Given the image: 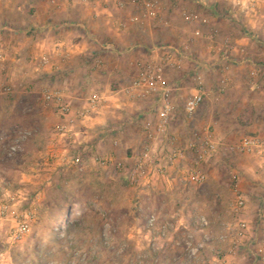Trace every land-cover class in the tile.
<instances>
[{
    "label": "rangeland",
    "instance_id": "rangeland-1",
    "mask_svg": "<svg viewBox=\"0 0 264 264\" xmlns=\"http://www.w3.org/2000/svg\"><path fill=\"white\" fill-rule=\"evenodd\" d=\"M162 8L167 12V7ZM31 9L24 0H0V28L13 30L0 31L4 55L0 63V204H14L10 213L33 214L29 232L18 243L7 242L11 216L0 221V254L6 253L0 255V264H218L229 257L233 264H250L251 244L230 255L228 243L220 241L235 226L231 211L234 186L247 199L246 218L251 227L257 229V214L264 212L262 207L248 205L264 193V170L255 159L232 151L242 137L264 136V93L250 91L246 70L228 69L221 93L217 92V70L209 72L204 85L210 96L191 117L183 114L181 106L194 87V65L170 73L180 88L178 108L161 136L153 129L156 115L150 99L144 100L145 116L128 107L110 113L102 108L77 124L83 142L76 147L82 154L77 168L59 160L68 150L67 141L57 133L60 120L54 107L42 97L44 90L60 88L53 75L46 74L54 66L36 72L38 55L21 51L25 42L37 45L43 37L33 32L39 27L22 23L23 12ZM180 18L173 20L176 34L170 31V21L162 17L169 26L160 24L152 28L151 36L139 35L140 42L132 43L136 39L129 36L131 51L115 56L114 61L122 69L126 66L131 78L137 72L135 64L148 60V47L176 45L183 38L189 42L192 28L183 27ZM57 27L49 25L41 31L50 38L60 34L61 30H54ZM56 41L53 45L46 42L45 47L53 49ZM200 41V49L208 48L207 41ZM198 53L190 48L192 57L201 58ZM207 54L204 59H209ZM102 58H89L88 69L101 71L106 59ZM49 60L50 65L55 62L51 56ZM27 70L31 73L25 74ZM6 87L8 94L3 91ZM73 88L74 92L67 90L68 98L73 96L72 103L68 99L72 111L80 109L89 91L103 92L89 82L76 83ZM146 122L150 123L148 131ZM204 140L215 144L216 153L200 164L205 182L192 184L181 171L193 165L190 144ZM168 141L185 156L178 167L149 180L150 186L124 182L122 170L131 169L145 147L158 154Z\"/></svg>",
    "mask_w": 264,
    "mask_h": 264
},
{
    "label": "built area",
    "instance_id": "built-area-1",
    "mask_svg": "<svg viewBox=\"0 0 264 264\" xmlns=\"http://www.w3.org/2000/svg\"><path fill=\"white\" fill-rule=\"evenodd\" d=\"M204 5H213L220 2L229 7L233 11L246 13L254 10L256 5L254 2L245 0H199ZM73 4V0H67ZM89 4L93 8L99 4V0H90L82 2ZM50 5L56 6V2H50ZM131 5L137 10V15L131 18V23L142 25L146 21L153 24H163L161 10L162 8L151 0H129ZM119 9L126 7V4L117 3ZM163 11V10H162ZM183 22L192 26L191 40L179 47L168 44L154 45L150 49V57L142 63L136 73L135 78L120 91V95L129 102L150 99L155 111L156 121L154 123L155 133L161 136L165 133L170 123L173 121L178 105L176 103L179 84L170 78V73L179 71L183 68L184 62L190 57V48L193 42L197 40H205L208 42V51H210V60L201 65L196 64L198 69L193 68L192 81L194 87L190 90L188 98L183 102L181 109L185 116L191 117L203 105L206 97L210 96V92L204 85L205 73L215 72L219 70L225 72L228 70L230 63L228 53L223 51L220 46H216V30L205 32L202 27L206 26L207 20L200 19L196 14L191 12L182 13ZM67 27L62 24L55 28V31ZM0 31L12 33V29L1 27ZM62 43L57 42L53 47V55L62 56ZM103 51H110L109 45H103ZM50 57L46 53H41L36 59L35 71L50 67ZM4 61V55L0 52V63ZM195 66V67H196ZM254 76L255 74H251ZM251 76V77H252ZM225 82L220 81L217 92L224 91ZM264 91V83L261 84ZM4 93H10V88L3 89ZM43 100L51 104L60 120V124L56 130L60 137L66 139V147L68 150L63 152L59 160L63 163L80 168L82 163V154L76 147L81 146V133L77 128L78 122L87 120L91 116L97 114L107 103V98L97 92L89 91L83 99L82 106L79 110H73L68 101V92L64 88L46 89L42 93ZM146 131L150 130V123L144 125ZM151 135H148L150 138ZM164 149H159L158 154L151 148H144L142 154L135 160L131 169L122 170L123 180L129 185L134 186H150V181L154 178L163 177L169 174L175 167H178L185 160L183 152L173 147L172 141L166 143ZM190 149L194 153L195 159L193 165L181 171L183 177L192 184L201 185L205 182V176L200 171V164L205 163L216 153V146L213 142L204 140L198 143L190 144ZM164 151V152H163ZM241 156H247L257 161L260 169L264 170V136L248 135L242 137L238 143L232 148ZM105 165V161L102 162ZM14 204L5 202L0 204V221L11 216V227L8 232V243H18L29 232L33 214L29 211L21 213H10ZM231 211L236 218L235 226L229 228L227 236H221L220 241L228 243L230 255L236 254L241 247L248 248V257L250 264H264V212L258 213L256 217V226L251 227L249 220L246 218L247 199L234 186L233 202ZM202 225H205L203 222ZM256 229V230H255ZM243 244H245L243 246ZM248 246V247H247ZM218 264H233L228 259L218 262Z\"/></svg>",
    "mask_w": 264,
    "mask_h": 264
},
{
    "label": "crops",
    "instance_id": "crops-1",
    "mask_svg": "<svg viewBox=\"0 0 264 264\" xmlns=\"http://www.w3.org/2000/svg\"><path fill=\"white\" fill-rule=\"evenodd\" d=\"M8 0H5L7 2ZM32 7L31 10L24 11L25 20L22 23L26 24L31 28L35 29L33 32L43 36L40 44L29 45L27 42L22 45L21 51L23 55H39L38 51L41 53H49L51 56L50 66H54L46 72L55 83H58L59 87H64L70 93V90L74 92L73 88L76 83H91L97 86L98 90L102 89V95L107 98V103L103 107L107 109V113L116 112L119 109H128L132 111H138L141 116L146 115L145 101L138 100L129 102L124 99L119 93L124 89L136 76V73L130 77L126 75L122 64L114 61V57H121L122 52L127 51L128 53L132 48L129 44L128 37L132 35L135 41H143L139 39V35L145 36V34L152 33V28H157L158 24H153V22L146 21L143 25H136L131 23V18H134L138 13L135 8L128 5L129 0H99L94 8L93 6H88L87 4H82L84 0H73V4L68 3L67 0H24ZM56 2V6L50 5V2ZM90 0H85L89 2ZM157 3L161 8L167 7V12L163 13V8L161 10V16L169 22H165V26L170 25V31L174 34L177 33V27L173 26V20L177 18L181 19V25L186 29L192 28V26L186 25L182 20V13L191 12L196 14L200 19L207 20V25L203 26L202 29L205 32L216 30V46H220L223 51L228 53L230 63L228 64V69L231 71L236 70H246L247 80L250 83V91H261V84L264 83V0H245V2L252 1L255 3L256 7L254 10L248 11L246 13H241L238 11H233L229 7L220 2H216L213 5H204L199 0H151ZM122 3L126 4V7L119 9L116 4ZM12 11V10H10ZM26 21V23H25ZM66 24L59 31L60 34L57 36L46 37V34L42 33V27L50 26H60ZM11 29L10 26H3ZM30 30V28H28ZM40 30V31H38ZM13 32V30H12ZM45 35V36H44ZM55 39H58L56 41ZM145 40V39H144ZM188 39H186L187 41ZM54 44L53 42H61L62 56L53 55V49L45 47L46 42ZM183 39L180 40L176 45L168 44L172 46L179 47L180 45L186 43ZM137 42V43H138ZM200 40H197L191 45V49H196L198 54H202L201 58H195L190 55L189 59L184 62L183 67L186 64H193L194 70L198 69L196 64L201 65L207 63L210 60L204 56L208 55L210 51L208 48H199ZM130 43V44H132ZM198 43V44H197ZM48 44V45H50ZM103 45H109L111 47L110 51H103ZM49 47V46H48ZM52 47V46H51ZM152 46L148 47V52H150ZM47 48V49H45ZM204 52V53H203ZM38 53V54H36ZM12 56V54H11ZM103 57L107 60L103 65L101 62V71L89 70L90 65L88 64L89 58ZM200 56V55H199ZM108 57H112L110 60ZM150 53H148V59ZM76 58H83L86 63L79 64ZM77 62H71V61ZM99 62V61H96ZM145 62V61H144ZM55 63V64H54ZM95 63V60L94 62ZM93 63L90 61L91 67ZM141 64H135L139 68ZM196 66V67H195ZM89 68V69H88ZM138 68L136 70H138ZM89 70L86 72V70ZM227 72L216 71L219 78V84L221 80L227 83ZM235 72V71H234ZM31 73V70L25 71V74ZM83 73V74H82ZM255 74L252 76L251 74ZM204 79L209 73H205ZM42 75V74H41ZM252 76V77H251ZM48 83L50 79H46ZM219 86V85H218ZM103 87V88H102ZM263 95V94H262ZM264 96V95H263ZM68 99L72 100L73 96ZM111 110V111H110ZM128 110V111H129ZM144 110L145 112H139ZM260 194L261 190H258ZM263 192V191H262ZM259 196V195H258ZM250 200V199H249ZM249 207H262L264 208V193L262 197L256 202L248 203ZM2 238L0 237V241ZM6 255V253L0 254ZM229 261L232 257L228 258Z\"/></svg>",
    "mask_w": 264,
    "mask_h": 264
}]
</instances>
